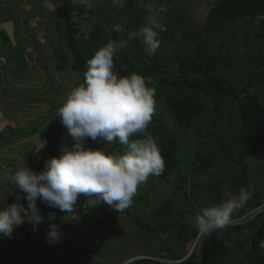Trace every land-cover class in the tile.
<instances>
[{
  "label": "trees",
  "instance_id": "trees-1",
  "mask_svg": "<svg viewBox=\"0 0 264 264\" xmlns=\"http://www.w3.org/2000/svg\"><path fill=\"white\" fill-rule=\"evenodd\" d=\"M153 4L156 7L148 10L140 0H126L125 6L119 10L116 7L113 13L102 7L97 24L85 32L81 30L82 22L93 16L82 18L85 7H80L78 20L72 0H61L57 5V31L62 40L51 51L55 67L64 69L70 64L62 45L64 40L83 82L86 61L99 47L110 40L126 41L127 46L115 57V71L121 76L135 71L145 77H158L156 111L149 126L160 141L165 160L158 179L169 181L176 171L181 184L172 187L173 193L180 196V201L189 202L188 172L206 175L219 164L225 166L226 161L230 167L222 176L209 177L203 190L208 200L199 213L205 207L223 202L226 186L231 195L241 186L253 188L251 198L235 215L238 220L208 236L199 235L188 223L187 218L198 213L190 209L181 213L172 199L162 202L148 221L130 210L127 214L145 232V238L168 234L165 249L155 254L176 261L171 264H264V157L256 174L246 161L250 153L264 151V19L256 22L258 17H264V0H218L209 7L202 23L174 0H154ZM161 6L166 10H160ZM150 15L158 18L161 30L160 46L148 57L137 33ZM115 19L119 20L120 28L111 29ZM0 34L10 40L4 29ZM21 52L25 50L21 48ZM8 57L11 60L12 54L8 53ZM42 66L48 70V58H43ZM17 72L16 67L11 73ZM56 89L52 85L42 93L24 94L7 86L6 92L25 101L53 95L60 91ZM50 102L56 107L60 105L53 99ZM55 115L56 112L44 117L46 121L29 125H8L0 133V139L4 136L6 139L5 143L0 142V149L48 129ZM188 132L191 144L186 141ZM44 218L37 230L28 224L15 238L0 246V264H76L87 248L83 234L77 232L76 236L72 227L60 219L50 222L48 217ZM52 223H60L68 234H63L60 242L50 244L46 237ZM195 240L197 244L189 252L187 245ZM149 263L160 264L148 258L134 264Z\"/></svg>",
  "mask_w": 264,
  "mask_h": 264
},
{
  "label": "rangeland",
  "instance_id": "rangeland-1",
  "mask_svg": "<svg viewBox=\"0 0 264 264\" xmlns=\"http://www.w3.org/2000/svg\"><path fill=\"white\" fill-rule=\"evenodd\" d=\"M60 1L0 0V30L4 29L10 36V40H5L0 34V133L5 131L8 125L16 127L42 120L46 121L44 117L48 118L49 115L56 112L55 118L48 127L49 130H41L34 136L26 137L11 146L0 149V206L16 202L19 198V202L27 208L26 194L12 182V176L17 168L28 165L38 173L43 170L46 159L60 154L59 149L62 145L71 147L75 144L57 116L58 108L64 102V96H67L74 87L82 83L75 58L64 40L62 45L68 54L69 66L57 69L55 67L56 60L52 57V49L56 47L59 40H62L57 31L59 21L57 5ZM216 1L218 0H174V3L179 4L181 8L184 7L202 23L209 7ZM153 2L154 0H140V3L146 5L148 10L156 7ZM72 6L78 20H80L78 17L80 16V7L86 8L84 16H93L85 23L82 22L81 30L85 32H89L97 24L100 8L103 7L102 10L110 13H113L116 8L112 4V0H72ZM160 8V10H166L164 6ZM116 9L119 10V7ZM113 25L110 27L111 29L120 28L119 20L115 19ZM4 41L6 42L3 43ZM21 48L25 50V53L21 52L20 54ZM8 53L12 54L11 60L8 59ZM43 58H48V70H44L42 66ZM17 65L21 67L18 68ZM170 65H174L173 60L170 61ZM16 67L18 72L13 75L11 72ZM150 78L152 84L156 86L158 77L150 76ZM52 85L60 91H56L50 96H37V99H24L25 101L6 92V88L9 86L24 94H31L34 91L42 93L50 89ZM52 99L60 105L56 107V104L50 102ZM149 131L152 132V130ZM185 137L187 144L193 143L189 132L185 134ZM45 138L53 146L46 144L37 153L38 145ZM1 141L6 142L5 136L4 139H0ZM88 146L96 148L100 144L90 140ZM115 147L123 151V147L119 144ZM263 157V150L254 151L247 156L246 161L254 174L262 166ZM224 163L225 166L219 164L206 175L198 174L192 170L188 172L187 191L188 199H190L185 203L180 201L179 195L173 193L172 187L181 184L179 174L175 171L170 175L169 181L159 180V175L150 176L148 182L139 187L131 206L118 213L104 204L94 208H85L83 207V197L77 202L76 219H68V216L59 209L50 208L39 200L37 208L42 216L49 218L50 222L60 219L64 224L72 227V232L76 236L77 232L78 235L83 234L82 238L84 242H87L85 246L87 248H84V253L76 264H134L144 258L159 261L160 264H171L175 261L155 254L161 248L165 249L168 234L163 237L157 236L154 239L145 238V232L133 222L126 211L130 210L139 218L148 221L154 217L156 209L162 202L172 199L176 209L181 213L188 212L189 209L199 213V208L203 207L202 204L208 200L203 193L204 188L208 185V179L215 174L222 176L230 167L226 161ZM225 192L224 201L232 196L228 186H226ZM192 193L199 194V196L194 197ZM237 212L238 210L233 214L231 222L238 220L235 218ZM28 224L25 221L22 225L15 227L10 236L0 238V246L15 238ZM57 225L60 226L62 234H68V230H62L60 223ZM72 232L69 231L70 235ZM77 240L78 237L76 242ZM195 243L197 244V240L187 245L189 252L195 247Z\"/></svg>",
  "mask_w": 264,
  "mask_h": 264
},
{
  "label": "clouds",
  "instance_id": "clouds-1",
  "mask_svg": "<svg viewBox=\"0 0 264 264\" xmlns=\"http://www.w3.org/2000/svg\"><path fill=\"white\" fill-rule=\"evenodd\" d=\"M125 2L112 0L119 8ZM84 14L82 18L87 17ZM260 19L264 17H258L256 22ZM160 30L161 24L155 15H150L138 30L139 42L148 57L160 46ZM126 46V41L110 40L86 61L84 81L67 94L57 112L75 144L62 145L60 154L46 159L43 170L38 173L28 165L17 168L12 182L26 194L28 206L19 202V198L0 206V238L10 236L25 221L37 230L45 219L37 208L38 200L59 209L68 219H76V206L81 197L85 208L106 204L121 212L131 206L139 187L150 176L164 171L160 141L149 131L156 111V88L150 77L138 72L121 76L115 71V57ZM89 140L97 141L100 146H88ZM46 144L43 140L36 152ZM117 144L123 151L115 147ZM252 191L251 185L241 186L227 200L188 217V223L201 236L223 230L233 214L247 204ZM62 235L60 226L52 223L48 226L46 242L58 243Z\"/></svg>",
  "mask_w": 264,
  "mask_h": 264
},
{
  "label": "built area",
  "instance_id": "built-area-1",
  "mask_svg": "<svg viewBox=\"0 0 264 264\" xmlns=\"http://www.w3.org/2000/svg\"><path fill=\"white\" fill-rule=\"evenodd\" d=\"M258 209L260 210V207Z\"/></svg>",
  "mask_w": 264,
  "mask_h": 264
},
{
  "label": "crops",
  "instance_id": "crops-1",
  "mask_svg": "<svg viewBox=\"0 0 264 264\" xmlns=\"http://www.w3.org/2000/svg\"><path fill=\"white\" fill-rule=\"evenodd\" d=\"M8 242V241H7Z\"/></svg>",
  "mask_w": 264,
  "mask_h": 264
}]
</instances>
